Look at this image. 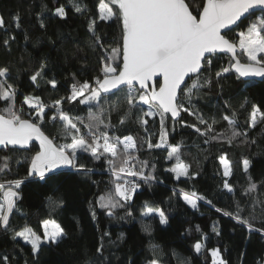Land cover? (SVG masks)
Here are the masks:
<instances>
[{
    "label": "trees",
    "instance_id": "obj_1",
    "mask_svg": "<svg viewBox=\"0 0 264 264\" xmlns=\"http://www.w3.org/2000/svg\"><path fill=\"white\" fill-rule=\"evenodd\" d=\"M74 2L86 6V11L76 12L70 0H0V16L5 20V27L0 28V67L10 69V83L18 89L16 107L22 108L24 118H29V113L34 115V110L23 103L25 96L39 97L43 104L51 105L54 100L69 96V86L73 83L88 81L94 85V78L102 77L101 57L106 54L105 49L110 51L121 43V26L112 20L98 18L99 0ZM186 3L196 14L202 0H186ZM61 5L65 7V18L55 14V8ZM16 15L20 17V27L13 22ZM262 16L264 12L250 15L228 31L227 38L236 42L239 33L247 30L249 20ZM92 20L96 21L95 33L101 37L103 47L90 46L95 43L89 31ZM5 39H9L7 46L3 43ZM238 58L242 63L248 62L243 53ZM212 60L213 77L216 71L230 63V59L223 55H213ZM41 62H45L47 67L42 78L33 84L30 77L39 69ZM52 79L57 82L55 89L48 83ZM251 82L253 86L244 87L243 81L230 72L227 78L220 81L222 90L213 83L193 97V106L205 119L211 122L215 118L218 121L213 125V134H221L222 139L205 144L204 137H199L191 127H184L178 122L173 131L172 121H167L168 143L175 145L183 141L182 159L190 164L192 173H198L195 179L181 177L177 180L174 174L167 171L175 163L167 159V146L151 150L146 147L145 140L149 137L153 143L159 141V117L147 118L149 123L145 132L144 127L137 123L138 110L123 125L119 121L124 110L112 112L110 119L115 135L133 137L140 149L137 153L139 160L156 165V179L150 183L139 181L141 187L133 200L126 209L118 210L115 218L108 217L98 206L95 221L89 212V201H94L112 188V177L103 159L94 160L90 152L78 151V163L92 171L87 175L64 171L65 175L54 178L55 183L49 181L46 184L28 178L30 158L37 151L34 145L30 146V151L0 150V156L12 157L10 170L0 173V182L24 180L19 190L22 196L18 202L19 211H14L10 220L11 229L19 230L27 224L43 236L41 221L55 219L67 233L59 244H42L33 257L29 244L21 238L13 240L11 230L0 229V257L7 255L9 264H128L129 260L135 261V264H150L154 258H158L160 264H180L181 260L190 264H211L208 249L219 248L227 264H264V237L258 233L250 234L245 227L224 216L222 211H216H234L235 201L239 200L242 205H247L243 215H254L255 226L264 228V223L260 222L264 218V204L261 203L264 201V121H260L258 116L257 125L249 127L252 105H258L264 112V80ZM226 101L230 105L227 109L224 107ZM3 106L4 102L0 101V107ZM62 107L71 115L85 116L87 113V107L76 102H65ZM233 111L238 129L242 132L247 130V136L229 144L227 137L230 129L222 116L229 115L231 118ZM51 115L52 112H49L48 116ZM178 120L186 125L204 127L195 116L186 112H182ZM41 127L45 135L54 138L56 144L70 142V139L58 137V124L53 126L46 120ZM82 132H87V129L82 128ZM242 140L245 142L242 143ZM224 153L232 162L233 174L230 177L223 176L219 163V157ZM244 159L250 162L248 174L243 172ZM249 174L258 184V190L251 196L244 194ZM225 179L233 185L234 193L229 194L223 189ZM181 189L189 194L196 192L203 195L212 203L199 201L198 210L192 209L183 200ZM49 196L62 198L63 208L52 211L47 199ZM145 201L165 211L169 221L167 225H161L156 215L141 216ZM128 211H131V216ZM214 223L220 235L213 231ZM145 224L151 226V235L143 230ZM197 225L200 231L196 230ZM105 232L110 235L104 237L105 247L101 255L96 249ZM121 233L123 239H120ZM198 240L205 244L200 254L193 249ZM150 245L159 246L156 256Z\"/></svg>",
    "mask_w": 264,
    "mask_h": 264
},
{
    "label": "snow or ice",
    "instance_id": "obj_2",
    "mask_svg": "<svg viewBox=\"0 0 264 264\" xmlns=\"http://www.w3.org/2000/svg\"><path fill=\"white\" fill-rule=\"evenodd\" d=\"M70 2L76 12L86 11V6L75 3L74 0ZM257 7L264 8V0H202L196 14L190 10L186 0H99L98 18L102 21L112 20L121 26V43L110 51L105 49L106 54L101 57L102 77H95L94 85L88 81L73 83L70 95L54 100L51 105L43 104L39 97L25 96L23 103L34 110V115L29 113V118H24L22 108L16 107L18 89L10 83V69L6 66L0 67V101L4 102V106L0 107V150L30 151L31 142L38 140L39 150L30 158L28 176H36L46 184L49 181L55 183V177L65 175L64 171H56L58 169H68L73 174L81 175L92 171L86 165L78 163V151L90 152L94 160L103 159L112 177V188L94 201H89V212L93 221L97 218V206L108 217L115 218L118 210L126 209L133 200L137 189L141 187L139 181L150 183L156 179V165L139 160L137 153L140 149L136 140L131 136L121 138L115 135L114 126L111 124L112 112L124 110L119 121L123 125L133 112L138 110L137 123L144 127L145 132L149 123L147 118L159 117V141L153 143L149 137L145 140L146 147L151 150L167 146V159L175 161L167 171L174 174L177 180L181 177L195 179L198 173H192L190 164L182 159L183 141L175 145L168 143L167 121H172L173 131L178 122L184 127H191L199 137H204L205 144L223 138L219 133L213 134V125L218 121L215 118L211 122L205 119L193 106V97L198 96L201 89L210 88L213 83L222 90L220 81L227 78V74L233 70L238 74V79L264 77V55H261L264 54V16L252 21L246 32L239 33V48L248 62L242 63L237 58V45L227 38L225 31L231 30L230 25L239 26L237 22L243 23L248 19L245 14ZM55 14L65 18V7H56ZM250 15H255V12ZM13 22L16 27H20L19 15L13 17ZM95 24V20L89 23V31L95 40L94 45L90 46L103 47L101 37L95 33ZM43 26L41 23V27ZM4 27L5 20L0 16V28ZM9 39L3 41L5 46L9 44ZM216 53H230L231 58L229 65L221 67L213 77L212 57ZM46 67L47 64L41 62L39 69L30 77L33 84H37L38 78H42ZM73 78L75 79V74ZM48 83L53 89L57 86L55 79L49 80ZM243 86L253 85L251 81L244 79ZM65 102L86 106V115H71L62 107ZM224 107H230L227 101ZM49 112H52L50 117ZM182 112L195 116L198 123L204 127L183 124L177 119ZM235 115L233 111L231 118L229 115L222 116V120L227 121L230 129V135L227 137L229 144L247 136V130L242 132L238 129ZM258 116L260 121H264V112L254 104L249 127L257 125ZM46 120L53 126L58 124V137L70 139V142L56 144L54 138L45 135L41 125ZM82 128L87 129V132H82ZM11 160L9 155L0 156V173L10 170ZM219 163L223 168V176L230 177L233 167L227 153L219 157ZM242 163L243 172L248 174L249 160L244 159ZM149 168L151 171H148ZM248 181L244 194L251 196L258 190V184L250 174ZM23 183L24 180L20 179L0 182V228L11 230L13 240L21 238L29 244L35 257L42 244H59L67 233L55 219L41 221L43 236L27 224L19 230L11 229L10 216L14 211H19L18 202L22 199L19 190ZM222 187L227 193H234V187L227 179ZM180 193L192 209L198 210V202L206 200V197L196 192L189 194L181 189ZM47 199L52 211L64 206L62 198L49 196ZM206 202L209 205L212 203L210 200ZM261 203L264 204V201ZM246 209V204L242 205L236 200L234 211H216H222L224 216L245 227L250 234L258 233L264 237V228H258L254 224L256 217L251 214L248 217L243 215ZM127 214L132 215L131 211ZM153 215L159 217L161 225L168 224L165 211L145 201L141 216ZM260 222L264 223V218ZM212 227L216 235H220L216 230V223ZM143 230L151 235L150 225L145 224ZM196 230L200 231L199 225ZM109 235L105 232L100 237L97 253L103 254L104 237ZM120 239H123V233L120 234ZM158 248V245H150L154 256ZM193 249L200 254L205 249V244L198 240ZM208 252L211 264H227L219 248L208 249ZM0 264H9V257H0ZM128 264H135V261L129 260ZM150 264H160V260L154 258ZM180 264L190 262L181 260Z\"/></svg>",
    "mask_w": 264,
    "mask_h": 264
},
{
    "label": "water",
    "instance_id": "obj_3",
    "mask_svg": "<svg viewBox=\"0 0 264 264\" xmlns=\"http://www.w3.org/2000/svg\"><path fill=\"white\" fill-rule=\"evenodd\" d=\"M252 12H255V13H259V12H264V8H260V7H257V8H255V9H250L249 10V13H246L245 14V16H247V17H249L250 16V13H252ZM244 18L242 17V20H243ZM238 23V25L240 24V22L238 21L237 22ZM237 27V25H230L229 26V28L231 29V30H233L234 28H236ZM230 30V31H231ZM225 31H229V30H225ZM236 54H237V58H238V55H239V47L237 46V49H236ZM214 55H223V56H226L227 58H231V54L230 53H216V54H214ZM239 59V58H238ZM231 73H233L235 76H238V74H236L235 72H234V70L231 72ZM187 79V78H186ZM244 79H247V80H249V81H262V80H264V77H249V78H240V80H244ZM180 117H181V115H180ZM180 117H178L177 119H179ZM31 145H34L36 148H37V151L39 150V141L38 140H33L32 142H31ZM30 145V146H31ZM3 150V149H2ZM20 151H25V150H23V149H21ZM29 166H30V163H29ZM29 166H28V171H29ZM56 171H69L68 169H58V170H56ZM48 175H50V174H48ZM28 178L29 179H37V180H39V178L38 177H36V176H32V177H29L28 176ZM39 181H41L42 182V180H39ZM1 196H2V193H1ZM13 215V214H12ZM12 215L10 216V220H11V218H12ZM1 230H4L3 228H0Z\"/></svg>",
    "mask_w": 264,
    "mask_h": 264
},
{
    "label": "rangeland",
    "instance_id": "obj_4",
    "mask_svg": "<svg viewBox=\"0 0 264 264\" xmlns=\"http://www.w3.org/2000/svg\"><path fill=\"white\" fill-rule=\"evenodd\" d=\"M255 19H257V18H254V19H251V20H249V22L247 23V27H248V25L253 21V20H255ZM247 31V30H246ZM246 31H244V32H246ZM240 38V37H239ZM239 38H237V40H235L236 42H234V43H236V45L239 47ZM241 53H243V51L239 48V54H241ZM261 55H264V54H261ZM245 56V55H244ZM246 57V56H245ZM138 179V178H137Z\"/></svg>",
    "mask_w": 264,
    "mask_h": 264
},
{
    "label": "built area",
    "instance_id": "obj_5",
    "mask_svg": "<svg viewBox=\"0 0 264 264\" xmlns=\"http://www.w3.org/2000/svg\"><path fill=\"white\" fill-rule=\"evenodd\" d=\"M71 86H72V84L69 86V95H70V93H71Z\"/></svg>",
    "mask_w": 264,
    "mask_h": 264
}]
</instances>
